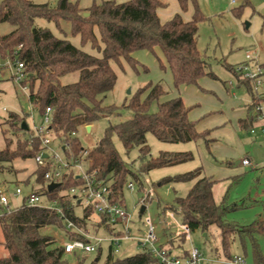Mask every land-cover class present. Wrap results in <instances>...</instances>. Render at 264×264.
Segmentation results:
<instances>
[{"label": "trees", "instance_id": "obj_1", "mask_svg": "<svg viewBox=\"0 0 264 264\" xmlns=\"http://www.w3.org/2000/svg\"><path fill=\"white\" fill-rule=\"evenodd\" d=\"M176 1L181 13L162 22L159 10L168 6L162 0H129L123 3L107 0L94 3L87 9L70 0H57L55 6L50 0H0V26L8 24L12 27L9 34L0 36V59L13 65L17 62L24 64L26 79L23 85L29 90V101L34 111L41 117L47 108H51V130L55 141L57 144H70L71 155L79 156L84 149L79 138L72 137L73 133L78 134L85 126L121 115L119 107L105 104L118 79L112 63L122 66V60H125L139 72L138 67L141 66L133 54L148 51L156 56L163 71L171 72L177 91L182 86L201 88L200 82L204 77L219 80L198 50L199 25L205 21L198 0ZM191 5L195 12L192 19L186 21L182 14ZM40 20L53 23L61 34H64L63 23L68 24L71 35L78 36L82 46L90 44L98 56L78 48L67 38L56 36L49 27L41 26ZM158 51L165 62L158 56ZM235 67L227 69L238 86H245L247 93L257 101L250 81L242 79L235 72ZM141 68L148 73L146 67ZM76 72L80 73L77 82L62 83L64 76ZM155 102H158V111L152 113L151 106ZM123 108L132 113L131 118L110 124L98 143L87 150L85 163L90 172L110 176L112 201L125 207L124 188L128 185L129 176L141 190H145L143 179L151 171L183 165L194 159L193 154L186 152H161L157 157H150L148 135L165 144L204 142L209 152L216 140L211 137V130L199 132L197 121L190 119L195 106H187L180 95H169L160 82L145 84ZM253 109L254 106L249 105L247 118L239 123L241 129L247 130L256 121ZM23 123L27 124L28 130L23 129ZM2 125L8 129L3 130L5 147L0 151V172L13 173L14 161L34 159L41 151V145L38 139H31L32 129L24 116L11 113ZM114 136L120 139L128 154L139 149L142 162L139 171H134L122 161L113 143ZM35 175L37 187L33 186L32 192L42 197L45 204L55 202L65 218L47 205L29 206L27 197L23 198L20 208L8 211L0 206L2 245L7 251V256L0 258V264H69L68 257L74 258L78 264H99L104 255V264H160L146 250L133 256L119 257L111 245L102 246L93 254L75 252L67 255L65 249L58 245L57 238L42 233L43 229L53 228L70 241L86 239L81 233L69 230L66 219L83 232L95 235H122L123 232L121 229L116 231L107 222L108 217L97 216L93 208H83L67 194L66 191L77 185L78 180L71 178L63 182L61 188L50 192L43 170L38 167ZM190 182L194 184L187 194L177 197L173 204L165 205L163 215L174 212L191 233L200 230L206 233L210 227L216 226L223 249L230 259L229 250L235 237L241 238L243 246L249 240L255 263L262 264L263 256L256 238L258 225L240 227L226 220L230 209L224 203H216V181L205 176L202 168L168 177L160 186ZM26 184L30 185V181L27 180ZM179 240L183 244L185 235H180Z\"/></svg>", "mask_w": 264, "mask_h": 264}, {"label": "rangeland", "instance_id": "obj_2", "mask_svg": "<svg viewBox=\"0 0 264 264\" xmlns=\"http://www.w3.org/2000/svg\"><path fill=\"white\" fill-rule=\"evenodd\" d=\"M70 1L73 3L77 2L80 8L87 9L94 3L100 4L107 0ZM117 1L123 3L129 0ZM162 1L168 5L167 8L159 10L162 22H167L177 13H181L176 0ZM50 3L55 6L57 0H50ZM198 3L200 10L205 16V21L199 25L198 50L201 56L206 59L210 70L215 73L219 80L204 77L200 82V86L204 91L196 87H184L179 92L174 88L171 72L169 70L163 71L156 56L148 51H138L133 54L134 59L139 62L140 66L148 69V73L144 72L141 67H138V72L125 60H122V66L112 63L118 79L114 90L108 94L105 104L119 107L121 115L98 121L92 126L90 133L85 129H80L77 137L85 149L94 147L103 137L105 129L110 124L115 125L131 118L132 113L123 108V106L128 104L138 90L149 82L162 83L169 95H180L188 106L201 105L198 109H202V111L209 114L213 113V111H218L222 100L224 104L227 103L221 91L226 94V98L233 102L241 100H234L232 97L233 92L237 97L245 95L243 92L245 90L239 88L236 79L227 67L239 66L247 62V53L249 52L253 54L256 62L264 64V0H249L250 5L241 9L243 0H198ZM194 12L195 10L191 5L189 10L183 13L182 16L188 21L192 19ZM39 24L49 27L56 36L67 38L78 48L98 56L97 51L90 44L82 46L80 38L71 35L68 24L63 23L64 34H61L53 23L40 20ZM158 56L165 62L162 53L159 51ZM5 75L8 76L7 73ZM79 79L80 73L76 72L64 76L62 83L67 85L75 83ZM230 81L234 83L231 94H229L228 90L231 87L229 86ZM0 90L1 151L5 147L3 130L8 129L2 123L11 113L24 116L30 129L40 126L41 121L29 101L28 89L24 90L21 84L5 79L4 81L0 80ZM194 109L191 112L195 117L201 112ZM157 111L158 102H155L151 106V112L155 113ZM261 128H264V118L257 120L254 125L253 130L256 131V134H252L249 130L238 131L236 142L232 141L231 136L218 137L217 139L221 140V144L210 152L204 142L173 145L160 143L153 135H148V145L151 149L150 157H157L161 152L177 148L180 151H184V153L193 154L194 159L183 165L151 171L143 179L145 190H141L131 176L127 178L128 184L133 182L136 186L134 191H131L128 185L124 188L125 208L132 215V223L130 224L131 235L142 238L146 231L145 221L150 218L158 226V234L162 237L164 228L162 221L165 220L168 214L163 215V207L167 204H173L177 197H184L189 191L190 185L170 183L160 186V184L168 177L185 174L197 168H202L205 176H211L216 181L214 185L215 201L219 205L224 203L230 209L226 216L228 222L242 227L264 219V176L260 177L256 170L257 168L264 169V139L259 138L261 136L259 129ZM113 143L122 161L134 171H139L142 167L139 149H134L128 154L117 136L113 137ZM245 156L253 160V166L244 167L241 164ZM13 166V173L8 171L0 172V185H7L6 194L13 208L17 209L23 202V198L32 193V187H37L35 171L38 167L34 159H17L14 161ZM27 180L30 181V185L26 184ZM9 183L18 184L22 188L24 193L22 198L15 197V190L11 188V184L8 186ZM151 188H154V196L147 201L146 211L141 214V208L144 206L142 199L145 197V192ZM180 225L181 219L177 216V222H167V228L165 229H173L174 233H178L175 235L177 238L182 235ZM42 233L55 236L58 241L65 239L62 234H59L53 228L43 229ZM256 238L263 256L262 264H264V231L261 234H257ZM2 243L3 234L0 229V258L7 256V251ZM182 247L186 250H190L192 247L200 249L207 260L206 264H232L223 249L221 234L216 226L210 227L206 233L201 230L192 232L190 239H186ZM142 250L143 248L137 242L125 241L123 243V251L118 253L117 256H133ZM229 254L231 257L240 256L246 258L248 264H256L251 242L246 240V244L243 246L239 236L232 241ZM91 257L95 258V256ZM105 258L106 255L103 256L99 264H104ZM67 259L69 264H78V261L74 258L68 257Z\"/></svg>", "mask_w": 264, "mask_h": 264}, {"label": "built area", "instance_id": "obj_3", "mask_svg": "<svg viewBox=\"0 0 264 264\" xmlns=\"http://www.w3.org/2000/svg\"><path fill=\"white\" fill-rule=\"evenodd\" d=\"M235 3V1H233ZM247 62L236 66L235 72L241 76L242 79L250 81L253 93L257 97V101L253 100L250 94L247 93L246 87L243 86L246 93L249 96V104L254 106V114L256 120L264 118V68L256 62L251 52L247 53ZM8 74L6 76L5 74ZM7 80H13L16 83L22 85L24 90H27V86L23 85V81L26 79L25 66L23 63L17 62L11 64V62H5L0 64V79L5 78ZM229 86L234 88V83L229 82ZM33 117V115L31 114ZM41 125L35 126L32 129L31 139H38L41 145V151L35 156L34 161L39 168L43 170L44 179L47 183V187L52 184H60L62 187L63 182L73 178L78 180V184L69 188L67 194L73 197L74 201H78L83 208L91 207L97 216L108 217V223L118 231L121 229L122 235L112 236H100L90 232H83L76 225L66 219L67 228L81 233L85 237V241L75 240L70 241L63 239L59 241V246L65 249L67 255H73L75 252H82L87 254L96 253L102 246L111 245L115 254L120 253L123 250V243L125 241H132L140 245L143 250L150 252L160 264H206L202 252L198 248L192 247L186 255H175L171 248L162 243L161 237L158 234V226L154 221L148 218L145 221L146 231L142 238L132 236L130 224L132 223V215L128 213L125 207L120 203L112 201V193L110 189V176L104 174L101 175L98 172H90L86 166L85 158L87 156V150L83 149L79 156L71 155L70 144H57L54 138V134L51 130L52 123V110L47 108L43 116L40 117ZM85 130L88 133L91 132L92 126H85ZM252 133H255L252 130ZM264 134V128H262ZM77 133H73L72 137H76ZM55 144H57L55 146ZM45 155L47 157H45ZM243 166L251 167L253 163L250 159L245 158L242 161ZM128 187L131 191L135 190V184L130 182ZM15 197L22 198L23 190L19 186H15ZM154 196V188L145 192V197L142 199V204L146 207L147 201ZM28 198V205L35 207H49L56 210L63 218L64 213L57 207L56 203L45 204L42 197L32 192L26 196ZM0 206L8 211L13 210V206L8 198L7 194L0 190ZM21 207V206H20ZM19 207V208H20ZM143 207V206H142ZM167 222H177V215L174 212H168L165 220L162 224ZM182 234L186 239H190V229L181 223ZM232 264H248L246 258L236 256L230 259Z\"/></svg>", "mask_w": 264, "mask_h": 264}, {"label": "crops", "instance_id": "obj_4", "mask_svg": "<svg viewBox=\"0 0 264 264\" xmlns=\"http://www.w3.org/2000/svg\"><path fill=\"white\" fill-rule=\"evenodd\" d=\"M244 4L245 5H247V4L250 5L249 0H243V5ZM11 31H12V27L10 25H8V24H3V25L0 26V36L7 35ZM3 63H5V61L0 59V64L3 65ZM260 65L264 68V64L263 63H261ZM0 80L4 81L3 79H0ZM184 87H194L195 88V86H182V87H180L179 92ZM196 88H198V87H196ZM239 88H242L241 90H245L243 88V86H241ZM198 89H202V88H198ZM228 90H229V94H231V91L233 90V88L230 87ZM243 92L245 93V95L243 97H237V95L233 92L232 93L233 94L232 97H233L234 100L237 101L238 99H241L238 102H233L230 99L226 98V96H225L226 94H224V92L221 91V93L223 95V98L226 99L227 103L224 104L223 103L224 101L222 100L221 107H218L219 108L218 111H213V113H210V114L207 113V112L205 113L204 111H202V109L201 110L198 109V108L201 107V105H196L194 110H196V109H197L196 111L200 110L201 113H199L195 117L193 116L192 112L190 113V119L193 120V121H197V129H198L199 132H203V131H206V130H211L212 131L211 137L213 139H215L216 141L214 143H212L211 151L216 146L221 144V140L217 139L218 137L231 136L232 141L236 142L237 141L236 138H237L238 131H244V129H241L239 123H240V121L245 120L247 118V116H248V108H249V105H250L249 104V102H250L249 99L250 98H249L248 94L246 93V91H243ZM227 93H228V91H227ZM185 104H186V102H185ZM205 114H207V115H205ZM256 123H257V120L249 128H246L247 131L249 130L252 133L253 127H254V125ZM259 130H260L259 132L261 133V136L259 138L260 139H264V134L262 133V128L259 129ZM252 134H256V131H255V133H252ZM173 145H176V144H173ZM177 145H182V144H177ZM167 152L179 153V152H184V151H180L177 148H174L172 150H168ZM245 158L250 159L251 162L253 163V160L251 158L245 156L243 158V160ZM244 167H246V166H244ZM256 170L258 171L260 177L264 176V169H262V168L258 169L257 168ZM207 177H211V176H207ZM10 184H11V188L14 189L16 184L9 183L8 186ZM181 184H188V185H190V188H191L193 186L194 182L181 183ZM6 186H7L6 184H5V186L0 185V190L4 191L6 193L7 192V187ZM21 205H22V203H21ZM0 216H1V213H0ZM254 224H257L259 226L258 227L259 229L256 226V229L258 230L257 234H259V233L261 234L264 231V226H263L264 225V219H260L259 221H257ZM168 226L170 227V225H168ZM165 228H167V224H164L162 237L160 236L161 240H162V243H164L166 246L171 248L172 252L175 255H178V256L186 255V253L189 250L183 249V247L181 246L183 244H181L180 240L178 239L179 236L177 238L175 237V235H177L178 233H174L173 229H165ZM172 241H173V244H172ZM260 251H261V249H260ZM261 254H262V252H261Z\"/></svg>", "mask_w": 264, "mask_h": 264}, {"label": "water", "instance_id": "obj_5", "mask_svg": "<svg viewBox=\"0 0 264 264\" xmlns=\"http://www.w3.org/2000/svg\"><path fill=\"white\" fill-rule=\"evenodd\" d=\"M3 64H4V63H3ZM22 127H23L24 130H28V126H27L26 123H23ZM45 157H47V156L45 155ZM59 187H60V184L52 183V184H50V185L48 186V190H49L50 192H52V191L56 190V189L59 188ZM145 210H146V207L143 206V207L141 208V214H144Z\"/></svg>", "mask_w": 264, "mask_h": 264}]
</instances>
